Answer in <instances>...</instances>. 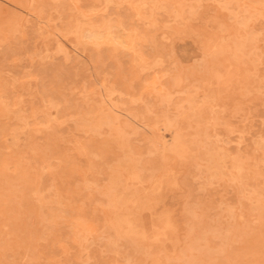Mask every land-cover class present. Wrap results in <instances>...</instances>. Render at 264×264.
<instances>
[{"label": "rangeland", "instance_id": "rangeland-1", "mask_svg": "<svg viewBox=\"0 0 264 264\" xmlns=\"http://www.w3.org/2000/svg\"><path fill=\"white\" fill-rule=\"evenodd\" d=\"M263 1L0 0V264H264Z\"/></svg>", "mask_w": 264, "mask_h": 264}, {"label": "bare ground", "instance_id": "bare-ground-1", "mask_svg": "<svg viewBox=\"0 0 264 264\" xmlns=\"http://www.w3.org/2000/svg\"><path fill=\"white\" fill-rule=\"evenodd\" d=\"M18 1H19V0H18ZM51 1H52V0H51ZM74 1H75V0H74ZM76 1H77V0H76ZM78 1H79V0H78ZM105 1H106V0H105ZM134 1L136 2V0H134ZM223 1H224V0H223ZM235 1H236V0H235ZM239 1H240V0H239ZM3 2H4V1H3ZM56 2H57V1H56ZM130 2H131V1H130ZM149 2H151V0H149ZM138 3H139V1H138ZM153 3H154V2L152 1V5H153ZM226 3H227V2H226ZM249 3H250V2H249ZM259 3L261 4L262 2H259ZM263 3H264V1H263ZM22 4L24 5V3H22ZM75 4H76V2H75ZM131 4H133V3H131ZM136 4H137V3H136ZM236 4H237V3H236ZM243 4H245V3H243ZM246 4H247V2H246ZM250 4H251V3H250ZM250 4H249V6H252V7L256 6V5H253V4L250 5ZM254 4H255V3H254ZM256 4H257V3H256ZM139 5H140V4H139ZM150 5H151V3H150ZM165 5L167 6V4H165ZM222 5H223V4H222ZM229 5H230V4H229ZM258 5H259V4H258ZM258 5H257V6H258ZM163 6H164V5H162V7H163ZM227 6H228V4H227ZM227 6H226V7H227ZM233 6H234V5H233ZM246 6H247V5H246ZM164 7H165V6H164ZM164 7H163V10H164ZM221 7H222V6H221ZM38 8H39V7H38ZM38 8H37V10H38ZM146 8H147V7H146ZM165 8H166V7H165ZM170 8H171V7H170ZM243 8H244V7H243ZM243 8H242V9H243ZM160 9H162V8L160 7L159 10H160ZM171 9H172V8H171ZM247 9H248V7H247ZM250 9H251V7H250ZM140 10H141V9H140ZM149 10H150V9H149ZM149 10H148V11H149ZM163 10H162V11H163ZM224 10H225V9H224ZM236 10H237V9H236ZM236 10H235V11H236ZM240 10H241V9H240ZM261 10H262V9H261ZM261 10H259V11H261ZM142 11H143V10H142ZM150 11H151V10H150ZM154 11H155V10H154ZM164 11H165V10H164ZM169 11H170V10H169ZM241 11H242V10H241ZM244 11H245V13H246V10H244ZM81 12H82V11H81ZM139 12H140V11H139ZM165 12H166V11H165ZM170 12H171V11H170ZM261 12H262V11H261ZM144 13H145V12H144ZM149 13H150V12H149ZM166 13H167V12H166ZM168 13H169V12H168ZM231 13H232V12H231ZM234 13H235V12H234ZM241 13H242V12H241ZM258 13H259V12H258ZM80 14H81V13H80ZM84 14H85V13H84ZM139 14H142V13L140 12ZM169 14H170V13H169ZM229 14H230V13H229ZM236 14H237V13H236ZM236 14H235V15H236ZM239 14H240V13H238V15H239ZM259 14H260V13H259ZM262 14H264V13H262ZM85 15H86V14H85ZM143 15H144V14H143ZM145 15H146V14H145ZM145 15H144V16H145ZM150 15H151V14H150ZM173 15H175V14L173 13ZM254 15H256V14H254ZM260 15H261V14H260ZM75 16H77V15H75ZM78 16H79V15H78ZM147 16H149V15H147ZM181 16H183V15H181ZM230 16H232V14H230ZM242 16H243V15H242ZM256 16H257V15H256ZM81 17H83V16H81ZM233 17H234V14H233ZM257 17H258V16H257ZM257 17H255V18H257ZM234 18H235V17H234ZM255 18H254V19H255ZM83 19H84V18H83ZM241 19H242V18H241ZM249 19H250V17H249ZM251 19L253 20V18H251ZM261 19H262V18H261ZM89 20H90V19H89ZM149 20H150V19H149ZM244 20H245V19H244ZM246 20H248V19L246 18ZM75 21H76V18H75ZM77 21L80 22L79 19H78ZM87 21H88V20H87ZM87 21H85V22H87ZM239 21H240V20H239ZM250 21H251V20H250ZM255 21H256V19H255ZM255 21H254V22H255ZM82 22H84V21H82ZM178 22H179V21H178ZM245 22H246V21H245ZM247 22H248V21H247ZM238 23H240V22H238ZM238 23H237V24H238ZM252 23H253V22H252ZM70 24H71V23H70ZM72 24H73V23H72ZM75 24H76V23H75ZM77 24H78V23H77ZM81 24H83V23H81ZM81 24H78V26L76 25V27L79 28V26H80ZM242 24H244V23L241 22V25H242ZM88 25H89V24H88ZM180 25H181V24H180ZM90 26H91V25H89V27H90ZM92 26H93V23H92ZM92 26H91V27H92ZM238 26H239V24H238ZM67 27H68V26H67ZM74 27H75V26H74ZM81 27H84V26L81 25ZM91 27H90V28H91ZM102 27H103V26H102ZM105 27L107 28L108 26H105ZM241 27H243V28L245 29V25H244V26H241ZM78 28H76V29H78ZM90 28H89V29H90ZM96 28H97V27H96ZM109 28H110V27H109ZM196 28H197V27H196ZM196 28H195V29H196ZM202 28H203V27H202ZM218 28H219V27H218ZM243 28H241V29L244 30ZM72 29H73V28H72ZM76 29H75V30H76ZM82 29H83V28H82ZM97 29H99V28H97ZM63 30H65V29H63ZM95 30H96V29H95ZM102 30H103V29H102ZM102 30H101V31H102ZM106 30H107V29H106ZM106 30H103V31H105V32L107 33ZM108 30H109V29H108ZM198 30H199V28H198ZM198 30H197V31H198ZM245 30H246V29H245ZM68 31H69V30H68ZM71 31H72V30H71ZM76 31H77V30H76ZM76 31H75L74 33H76ZM81 31H84V30H78V32H80V33H81ZM86 31H88V30L86 29ZM92 31H94L93 28H92ZM99 31H100V30H99ZM235 31H236V30H235ZM63 32L65 33V31H63ZM78 32H77V33H78ZM90 32H91V31H90ZM195 32H196V31H195ZM236 32H237V31H236ZM244 32H245V31H244ZM68 33H69V32H67V34H68ZM70 33H71V32H70ZM70 33H69V34H70ZM95 33H96V32H95ZM102 33H103V32H102ZM109 33L111 34V32H109ZM199 33H200V32H199ZM205 33H206V32H205ZM208 33H209V32H208ZM245 33H246V32H245ZM245 33H244V34H245ZM69 34H68V35H69ZM82 34H83V33H82ZM89 34H91V33H89ZM96 34H97V33H96ZM248 34H249V33H248ZM74 35H75V34H74ZM79 35H80V34H79ZM108 35H109V34H108ZM246 35H247V34H246ZM35 36H36V35H35ZM66 36H67V35H66ZM93 36H94V35H93ZM110 36H111V35H110ZM110 36H108V37L110 38ZM235 36H237V35H235ZM248 36H249V35H248ZM248 36H247V37H248ZM91 37H92V36H91ZM106 37H107V35H106ZM111 37H112V36H111ZM205 37H206V35H205ZM207 37H208V36H207ZM253 37H254V36H253ZM255 37H256V36H255ZM93 38L95 39V37H93ZM93 38H92V39H93ZM98 38H100V36H99ZM101 38H102V37H101ZM101 38H100V40L103 41V39H101ZM232 38H233V37H232ZM238 38H239V37H238ZM245 38H246V37H245ZM75 39H76V38H75ZM88 39H89V38H88ZM110 39H111V38H110ZM79 40H80V42H81V40H82V39H81V36H80V39H79ZM83 40H84V39H83ZM83 40H82V42H83ZM104 40H105V38H104ZM236 40H237V37H236ZM89 41H90V39H89ZM110 41H112V40H110ZM222 41H223V40H222ZM241 41H242V40H241ZM255 41H256V40H255ZM82 42H81V43H82ZM86 42H87V41H86ZM90 42H93V40L90 41ZM90 42H88V44H89ZM100 42H101V41H100ZM103 42H104V41H103ZM103 42H102V43H103ZM203 42H204V41H203ZM246 42H247V41H246ZM95 43H98V42H95ZM102 43H101V44H102ZM106 43H108V42H106ZM82 44H83V43H82ZM92 44H93V43H92ZM238 44H239V43H238ZM84 45H85V44H84ZM84 45H83V46H84ZM90 45H91V43H90ZM90 45H89V46H90ZM93 45H94V44H93ZM98 45H100V43H98ZM77 46H78V45H77ZM85 46H86V45H85ZM94 46H95V45H94ZM94 46H92V47H94ZM240 46H241V44H240ZM240 46H239V47H240ZM95 47H96V46H95ZM234 47H235V46H234ZM252 47H253V46H252ZM236 48H237V47H236ZM234 49H235V48H234ZM249 49H250V48H249ZM251 49H252V48H251ZM236 50H237V49H236ZM234 51H235V50H234ZM2 52H3V51H2ZM224 52H225V51H224ZM239 52H240V51H238V53H239ZM233 53H234V52H233ZM235 54H236V52H235ZM239 54H240V53H239ZM255 54H256V52H255ZM240 55H241V54H240ZM256 55H257V54H256ZM236 56H237V55H236ZM241 56H242V55H241ZM251 56L253 57V54H252ZM259 57H260V56H259ZM258 59H259V58H258ZM254 62H255V61H253V63H254ZM132 74H133V73H132ZM232 77H233V76H232ZM239 82H240V81H239ZM0 98H1V97H0ZM1 100H2V99H1ZM1 100H0V101H1ZM1 102H2V101H1ZM2 104H3V103H2ZM3 105H4V104H3ZM1 107H2V106H1ZM25 115H26V114H25ZM114 118H115V117H114ZM145 118H146V117H145ZM107 120H108V119H107ZM107 120H106V121H107ZM92 121H93V120H92ZM94 121H95V120H94ZM98 121L100 122V120H98ZM111 121H112V120H111ZM86 122H87V121H86ZM88 122H89V121H88ZM90 122H91V121H90ZM107 122H108V121H107ZM107 122H106V123H107ZM91 123H93V122H91ZM91 123H90V124H91ZM100 123H101V122H100ZM104 123H105V122H104ZM104 123L102 122L103 125H105ZM108 123H110V122H108ZM108 123H107V124H108ZM90 124H87V126L90 125ZM97 124H98V123H97ZM82 125H86V124L83 123ZM82 125H81V126H82ZM100 125H101V124H100ZM87 126H86V128H88ZM95 126L98 127V125H96V124H95ZM95 126H94L93 131L95 130ZM89 127H90V126H89ZM92 127H93V125H92ZM92 127H91V129H90V128H89V129L92 130ZM86 128H85V129H86ZM83 129H84V128H83ZM96 130H97V128H96ZM96 130H95V131H96ZM88 132H89V130H88ZM98 132H99V131H98ZM98 132H97V133H98ZM21 134H22V133H21ZM94 134H95V132H94ZM177 137H178V136H177ZM179 138H180V136H179ZM181 138H182V137H181ZM181 138H180V139H181ZM183 139H184V138H183ZM27 141H28V139H27ZM204 142H205V141H204ZM106 143H107V142H106ZM120 143H121V142H120ZM174 143H175V142H174ZM124 144H125V143L121 144V145H122V148H123V146L125 147ZM175 144H176V143H175ZM12 145H13V144H12ZM190 145H191V144H190ZM77 146L79 147V145H77ZM83 146H84V145H83ZM102 146H103V144H102ZM104 146H105V145H104ZM106 147H107V146H106ZM117 147H118V146H117ZM120 147H121V146H120ZM126 147H127V145H126ZM172 147H173V146H172ZM76 148H77V147H76ZM81 148H83V147H81ZM83 149H86V148H83ZM119 149H120V148H119ZM126 149H127V148H126ZM128 149H129V148H128ZM75 150H76V149H75ZM78 150H79V151H78ZM103 150H104V149H103ZM105 150H106V148H105ZM77 151L80 152V153L82 152V151H81L80 149H78V148H77ZM97 151H99V150H97ZM106 151H107V150H106ZM129 151H130V150H129ZM168 151H169V150H168ZM107 152H108V151H107ZM131 152H132V151H131ZM171 152H172V151H171ZM82 153H83V152H82ZM87 153H88V152H87ZM90 153H91V151H89V154H90ZM99 153H101V151H100ZM92 154H95V153H91V155H92ZM121 154H122V153H121ZM131 154H132V153H131ZM80 155H81V154H80ZM80 155H79V156H80ZM83 155H84V154H83ZM97 155H98V154H97ZM97 155H95V156H97ZM122 155H123V154H122ZM63 156H64V155H63ZM100 156H101V155H100ZM116 156H117V155H116ZM177 156H178V155H177ZM67 157H68V156H67ZM92 157H93V156H92ZM98 157H99V156H98ZM122 157H123V156H122ZM158 157H159V156H158ZM63 158H64V157H63ZM85 158H87V155H86ZM119 158H120V159L118 160V165L120 164V167H121V165L124 166V165H123L124 163H123V161H122L123 159H121V156H120ZM124 158H125V159H128V158H126V157H124ZM132 158H133V157H132ZM3 159H4V158H3ZM6 159H7V158H6ZM68 159H69V157H68ZM68 159H67V161H68ZM93 159H94V158H93ZM99 159H100V158H99ZM1 160H2V159H1ZM10 160H11V158H10ZM16 160H17V159H16ZM64 160H65V159H63V162H66V160H65V161H64ZM129 160H132V159H129ZM134 160L136 161V159H134ZM157 160H158V159H157ZM241 160H242V159H241ZM254 160H255V159H254ZM3 161H4V160H3ZM8 161H9V160H8ZM72 161H73V160H72ZM87 161H89V160H87ZM90 161H91V160H90ZM119 161H122L121 163H123V164L119 163ZM124 161H125V160H124ZM135 161H134V162H135ZM242 161H243V160H242ZM259 161H260V160H259ZM5 162H6V161H5ZM73 162H75V161H73ZM113 162H114V160H113ZM127 162H128V161H127ZM136 162H137V161H136ZM231 162H232V161H231ZM261 162H262V161H261ZM1 163H2V161H1ZM6 163H8V162H6ZM9 163H11V161H10ZM13 163H14V162H13ZM17 163H19V162H17ZM66 163L68 164V163H70V162H66ZM75 163H76V162H75ZM106 163H107V162H106ZM125 163H126V161H125ZM132 163H133V162H132ZM162 163H163V161H162ZM214 163H215V165H214ZM214 163H213L214 166L211 165V166H213V168H215L217 162H214ZM4 164H5V163H4ZM64 164H65V163H64ZM70 164H71V163H70ZM72 164H73V163H72ZM86 164H87V163H86ZM103 164H104V163H103ZM115 164H117V162H116ZM129 164H130V163H129ZM134 164H136V163H134ZM134 164H133V166H134ZM257 164H258V163H257ZM10 165H11V164H9V166H10ZM14 165L17 167V164H14ZM68 165H69V164H68ZM75 165H76V164H75ZM95 165H96V164H95ZM130 165H132V164H130ZM130 165H129V166H130ZM136 165H137V164H136ZM220 165H221V164H220ZM7 166H8V164H7ZM9 166H8V167H9ZM18 166H20V164H18ZM49 166H50V164H49ZM70 166H71V165H70ZM102 166H103V165H102ZM108 166H110V165H108ZM125 166H126V165H125ZM144 166H145V165H144ZM209 166H210V165L208 164V169H209ZM211 166H210V167H211ZM3 167H4V165H2V168H3ZM8 167H7V170H6V171L10 170V169H8ZM21 167H22V166H21ZM71 167H73V166H71ZM75 167H78V166H75ZM79 167H80V166H79ZM79 167H78V168H79ZM92 167H93V166H92ZM97 167H98V166H97ZM118 167H119V166H118ZM127 167H128V164H127ZM127 167H125L124 169L126 170ZM131 167H132V166H131ZM231 167H232V166H231ZM2 168H0V169L3 170ZM12 168H13V167H12ZM18 168H19V167H18ZM46 168H47V167H46ZM48 168H49V167H48ZM85 168L87 169L88 167L86 166ZM85 168H84V169H85ZM133 168H134V167H133ZM135 168H136V167H135ZM135 168H134V169H135ZM160 168H161V166H160ZM254 168H255V167H254ZM19 169H20V170H25V169H21V168H19ZM68 169H69V168H68ZM73 169H74V167H73ZM79 169L81 170V169H83V168H79ZM95 169H96V168H95ZM100 169H101V168H100ZM110 169H111V168H110ZM110 169H109V170H110ZM112 169H113V168H112ZM114 169H115V168H114ZM120 169H121L122 171L124 170V169H122V168H120ZM131 169H132V168H130V169L128 168V169H127L128 172H129ZM134 169H132V170H134ZM215 169H216V168H215ZM17 170H18V169H17ZM90 170H92V169H90ZM96 170H97V169H96ZM140 170H141V169H140ZM142 170H143V169H142ZM216 170H217V169H216ZM219 170H220V169H219ZM235 170H236V168H235ZM235 170H234V171H235ZM4 171H5V170H4ZM12 171H13V170H12ZM14 171H15V170H14ZM25 171H26V170H25ZM25 171H24V172H25ZM77 171H78V170H77ZM93 171H94V169L92 170V172H93ZM110 171H111V170H110ZM134 171H135V170H134ZM134 171H132V172H134ZM155 171H156V170H155ZM210 171H211V169H210ZM217 171H218V170H217ZM220 171H221V170H220ZM220 171H219V172H220ZM237 171H238V170H237ZM71 172H72V171H71ZM94 172H95V171H94ZM116 172H117V171H116ZM130 172H131V171H130ZM138 172H139V170H138ZM153 172H154V171H153ZM238 172H239V171H238ZM16 173H18V172H16ZM16 173H15V174H16ZM25 173H26V172H25ZM68 173H69V172H68ZM72 173H73V172H72ZM81 173H83V172H81ZM121 173H122V172H121ZM150 173H151V172H150ZM242 173H243V172H242ZM12 174H13V173H12ZM15 174H13V178L16 177ZM63 174H64V172H63ZM89 174H91V173H89ZM116 174H117V173H116ZM116 174H115V175H116ZM123 174H124V172H123ZM126 174H128V173H126ZM214 174H215V173H214ZM243 174H244V173H243ZM261 174H262V172H261ZM17 175H19V174H17ZM20 175H22V173H21ZM20 175L17 176V177L20 178ZM66 175H67V174H66ZM69 175H70V174H69ZM82 175H83V174H82ZM113 175H114V174H113ZM217 175H218V174H217ZM238 175H239V174H238ZM0 176H1V175H0ZM22 176H23V175H22ZM24 176H25V175H24ZM34 176H35V175H34ZM62 176H63V175H62ZM71 176H72V174H71ZM118 176H119L118 178L121 177L120 174H118ZM135 176L137 177V175H135ZM135 176H134V177H135ZM214 176H215V175H214ZM230 176H231V175H230ZM243 176H244V175H243ZM4 177L6 178V176H4ZM63 177H64V176H63ZM109 177H110V176H109ZM109 177H108V178H109ZM125 177H126V176H125ZM235 177H236V176H235ZM1 178H2V177H1ZM1 178H0V179H1ZM7 178H8V177H7ZM23 178H24V177H23ZM26 178H29V177L27 176V177H25V179H26ZM64 178H69V176H68V177L66 176V177H64ZM82 178H83V177H82ZM138 178H139V177H137V179H138ZM241 178H242V177H241ZM15 179L18 180L17 178H15ZM111 179H112V178H111ZM113 179H114V178H113ZM121 179H122V178H121ZM139 179H140V178H139ZM139 179H138V180H139ZM231 179H232V177H231ZM231 179H230V180H231ZM253 179H254V178H253ZM21 180H22V178H21ZM23 180H24V179H23ZM28 180H30V179H28ZM28 180H27V181H28ZM31 180H32V178H31ZM33 180H35V179H33ZM108 180H109V179H108ZM115 180L117 181L116 176H115ZM240 180H242V179H240ZM246 180H247V179H246ZM111 181H112V180H111ZM111 181H110V182L108 181V183L110 184ZM231 181H232V180H231ZM233 181H234V180H233ZM8 182H10V181L8 180ZM24 182H25V181H24ZM30 182H31V181H30ZM35 182H37V180H36ZM117 182H118V181H117ZM246 182H247V181H246ZM255 182H256V180H255ZM257 182H258V181H257ZM0 183H1V185H2L3 182H0ZM81 183H83V182H81ZM114 183L116 184L115 181H114ZM119 183H120V182H119ZM119 183H118V184H119ZM237 183H238V182H237ZM240 183H241V182H240ZM263 183H264V182H263ZM26 184H28V183H26ZM29 184H31V183H29ZM32 184H33V183H32ZM109 184H108V185H109ZM136 184H137V183H136ZM35 185H36V184H35ZM35 185H34V186H35ZM82 185H83V184H82ZM87 185H88V184H87ZM111 185H112V188H114L113 184H111ZM111 185H109V189H110ZM122 185H123V184H122ZM126 185H127V184H126ZM253 185H254V184H253ZM5 186H6V184H5ZM5 186H3V187H5ZM28 186H30V185H28ZM37 186H38V185H37ZM105 186H106V185H105ZM115 186H117V185H115ZM120 186H121V185H120ZM123 186H125V185H123ZM127 186H128V185H127ZM127 186H126V187H127ZM245 186H247V185H245ZM261 186H262V185H261ZM6 187H7V186H6ZM32 187H33V186H32ZM83 187H84V186H83ZM83 187H82V188H83ZM85 187H87V186H85ZM103 187H104V186H103ZM263 187H264V186H263ZM9 188H11V187H9ZM24 188H26V187H24ZM35 188H36V187H35ZM66 188H67V187H66ZM119 188L122 189V186L119 187ZM245 188H246V187H245ZM245 188H244V189H245ZM0 189H1V187H0ZM2 189H3V188H2ZM2 189H1V190H2ZM20 189H22V188H20ZM20 189H19V190H20ZM64 189H65V188H64ZM74 189H75V188H74ZM84 189H86V188H84ZM96 189H97V188H96ZM102 189H103V188H102ZM105 189H106V187H105ZM105 189H104V190H105ZM109 189H106V192H107V190H108V193H109ZM123 189H124V188H123ZM127 189H128V188H127ZM238 189H239V188H238ZM257 189H258V188H257ZM3 190H4V189H3ZM3 190L1 191L2 193H3ZM13 190H14V189H13ZM22 190H24V189H22ZM29 190H31V189H29ZM67 190H68V189H67ZM76 190H78V191H76V192H79V188H76ZM98 190H100V188H98ZM258 190H259V189H258ZM4 191H5V190H4ZM17 191H18V190H17ZM27 191H28V190H27ZM34 191H35V193H38V192H36V190H34ZM37 191H38V189H37ZM110 191H112V190L110 189ZM259 191H260V190H259ZM261 191H262V190H261ZM6 192H10V191H8V187H7V191H5V193H6ZM12 192H14V191H12ZM31 192H32V191H31ZM57 192H58V191H57ZM57 192H56V193H57ZM68 192H70V187H69ZM68 192H66V194H69ZM71 192H75V191H71ZM96 192H97V191H96ZM99 192H101V191H99ZM99 192H98V193H99ZM2 193H1V196H2ZM10 193H11V192H10ZM28 193H29V191H28ZM28 193H27V195H28ZM56 193H55V194H56ZM59 193H60V191H59ZM59 193H58V194H59ZM64 193H65V192H64ZM111 193H112V192H111ZM114 193H115V192H114ZM117 193H118V192H116L115 194H117ZM122 193H123V192H122ZM122 193L120 192V194H122ZM128 193H129V192H128ZM244 193H245V191H244ZM6 194H8V193H6ZM12 194H13V196H14V198H15L16 195H14V193H12ZM12 194H11V196H12ZM33 194H34V192H33ZM71 194H72V193H71ZM71 194H70V195H71ZM75 194H76V193H75ZM104 194H105V196H103V197H105V198H107V199L110 198V197L112 196V195H111L110 197H106V193H104ZM247 194H249V192H247ZM254 194H255V193H254ZM4 195H5V194H4ZM4 195H3V196H4ZM27 195H26V198L29 196V195H28V196H27ZM31 195H32V193H31ZM59 195H60V194H59ZM70 195H69V197H70ZM73 195H74V194H73ZM101 195H102V193H101ZM108 195H109V194H108ZM242 195H243V194H242ZM259 195H260V194H259ZM3 196H2V197H3ZM37 196H38V195H37ZM55 196H57V194H56ZM74 196H75V195H74ZM115 196L119 197V195H114V197H115ZM120 196H121V195H120ZM123 196H124V194H123ZM123 196H121V198H122ZM240 196H241V195H240ZM245 196H246V195H245ZM20 197L22 198V195H20ZM35 197H36V196H35ZM39 197H40V196H39ZM66 197H67V196H66ZM71 197H72V196H71ZM126 197H127V196H126ZM260 197H262V196H260ZM4 198H5V197H4ZM23 198H24V196H23ZM26 198H24V199H26ZM33 198H34V197H33ZM40 198H41V197H40ZM63 198H64V197H63ZM121 198H120V199H121ZM17 199L19 200V198H17ZM34 199H35V198H34ZM61 199H62V198H61ZM110 199H111V201H112L113 198H110ZM114 199H115V198H114ZM120 199H119V200H120ZM122 199H124V197H123ZM125 199H126V198H125ZM8 200H9V199H8ZM13 200H14V199H13ZM15 200H16V199H15ZM15 200H14V201H15ZM40 200H41V199H40ZM56 200H59V199H56ZM116 200H117V198H116ZM116 200H115V202H116ZM11 201H12V199H11ZM20 201H21V200H20ZM26 201H27V200H26ZM41 201L43 202V200H41ZM54 201H55V200H54ZM60 201H61V200H60ZM68 201H69V200H68ZM70 201H71V198H70ZM111 201H110V202H111ZM123 201H124V200H123ZM123 201H122V202H123ZM8 202H9V201H8ZM8 202H7V203H8ZM15 202H16V201H15ZM17 202H18V201H17ZM21 202H22V203H21ZM21 202H20V203L23 204V202H25V201L22 200ZM33 202H35V200H33ZM42 202H41V203L39 202V204H40V205H41V204H44V203H42ZM107 202H109V199L107 200ZM110 202H109V203H110ZM9 203H11V202H9ZM59 203H61V202H58V204H59ZM65 203H66V201H65ZM109 203H107V204H109ZM112 203H113V201H112ZM120 203H121V202H120ZM120 203H119V204H120ZM13 204H14V203H13ZM16 204H18V203H16ZM37 204H38V202H37ZM56 204H57V201H56ZM61 204H62V203H61ZM66 204H67V203H66ZM110 204H111V203H110ZM252 204H253V203H252ZM254 204H255V203H254ZM254 204H253V205H254ZM8 205H9V204H8ZM8 205H7V206H8ZM10 205H12V203H11ZM29 205H30V204H29ZM40 205H39V206H40ZM67 205H70V204L68 203ZM105 205H106V204H105ZM114 205H115V204H114ZM16 206H17V205H16ZM18 206H19V205H18ZM18 206H17V208L19 209ZM20 206H22V205H20ZM32 206H33V207H38V206H36V205L34 206V204H33ZM41 206H42V205H41ZM55 206H56V205H55ZM58 206H59V205H58ZM111 206H112V205H111ZM111 206L109 205V207H111ZM119 206H120V205H119ZM262 206H264V205H262ZM10 207H11V206H10ZM42 207H43V206H42ZM66 207H67V206H66ZM105 207H106V206H105ZM246 207H247V206H246ZM0 208H1V207H0ZM2 208H4V207H2ZM2 208H1V209H2ZM5 208H7V207H5ZM40 208H41V207H39V209H40ZM51 208H52V207H50V209H51ZM1 209H0V210H1ZM8 209H9V208H8ZM18 209H17V211H18ZM50 209H49V210H50ZM59 209H60V207L58 208V211L60 212ZM103 209H104V206H103ZM106 209H107V208H106ZM251 209H252V208H251ZM251 209H250V210H251ZM4 210H5V209H4ZM36 210H38V209H36ZM41 210H42V209H41ZM49 210H48V211H49ZM52 210H53V209H52ZM52 210H51V211H52ZM55 210H56V209H55ZM1 211H3V210H1ZM5 211H6V210H5ZM10 211H11V210H10ZM51 211H50V213H53L52 215H57V212H55V213H56V214H55L53 211H52V212H51ZM254 211H255V210H254ZM12 212H14L13 209H12ZM59 212H58V213H59ZM246 212H247V211H246ZM251 212H252V211H251ZM7 213H10V212H7ZM33 213H35V212H33ZM36 213L38 214V211H37ZM147 213H148V212H147ZM2 214H3V213H2ZM2 214H0V215H2ZM4 214H5V213H4ZM18 214H19V211H18ZM28 214L31 215L32 213H31V214L28 213ZM37 214H36V215H37ZM43 214H44V212H43ZM43 214H42V215H43ZM241 214H242V213H241ZM246 214H247V213H246ZM7 215H9V214H7ZM7 215H5L6 220H8L9 217H10V216H7ZM12 215L14 216L15 214L12 213ZM32 215H33V214H32ZM45 215H46V213H45ZM58 215H59V214H58ZM61 215H62V214H61ZM2 216H3V215H2ZM15 216H17V215H15ZM34 216H35V215H34ZM37 216H38V215H37ZM37 216H36V217H37ZM39 216H41V214H40ZM47 216H49V219H51V218L54 219V218H55V217L53 218V216L50 217V215H48V214H47ZM47 216H46V217H47ZM5 217H4V219H3L4 223H5ZM18 217H20V216H18ZM57 217H58V216H57ZM191 217H192V216H191ZM242 217H243V215H242ZM20 218H21V217H20ZM20 218H19V219H20ZM37 218H38V217H37ZM40 218H41V217H40ZM40 218H38V219H40ZM60 218H62V217H59L58 219H60ZM261 218H264V217H261ZM12 219H13V218H12ZM12 219H11V220H12ZM14 219H15V218H14ZM43 219H44V218H41V220H43ZM47 219H48V218H47ZM56 219H57V218H55V220H56ZM58 219H57V220H58ZM158 219H159V218H158ZM11 220H10V221H11ZM55 220H54V221H55ZM80 220H81V218H80ZM84 220H85V219H84ZM103 220H104V219H103ZM249 220H250V219H249ZM254 220H255V219H253V221H254ZM263 220H264V219H263ZM263 220H262V221H263ZM8 221H9V220H8ZM39 221H40V220H39ZM66 221H67V220H66ZM86 221H87V220H86ZM88 221H89V220H88ZM90 221H91V220H90ZM247 221H248V220H247ZM250 221H251V220H250ZM250 221H248V222L250 223ZM14 222H15V221H14ZM17 222H18V221H17ZM21 222H22V221H21ZM44 222H45V220L43 221V223H44ZM52 222H53V221H52ZM192 222H193V221H192ZM7 223H8V222H7ZM7 223H6V224H7ZM37 223H38V222H37ZM47 223H48V222H47ZM47 223H46V226H47ZM50 223H51V221L49 222V224H50ZM80 223H81V222H80ZM86 223H87V222H86ZM89 223L91 224L92 222H89ZM104 223H105V222H104ZM189 223H190V222H189ZM196 223H197V222H196ZM1 224H2V222L0 223V226H1ZM8 224H9V223H8ZM11 224H12V222H10L9 225H11ZM21 224H22V223H21ZM23 224H24V223H23ZM49 224H48V226H49ZM82 224H83V223H82ZM93 224H94V223H93ZM3 225H4V224H2V226H3ZM13 225H14V224H12V226H13ZM18 225H19V224H18ZM18 225H17V227H18ZM39 225H40V223H39ZM53 225H54V224H53ZM83 225H84V224H83ZM188 225H189V224H188ZM195 225H196V224H195ZM230 225H231V223H230ZM230 225H228V226L230 227ZM263 225H264V223H263ZM263 225L261 224V227H262V228H263ZM4 226H5V225H4ZM19 226H21V225H19ZM42 226H43V225H42ZM127 226H128V225H127ZM6 227H7V225L5 226V228H6ZM15 227H16V226H15ZM30 227H31V226H30ZM36 227H37V226H36ZM104 227H105V226H104ZM104 227H103V228H104ZM106 227H107V226H106ZM232 227H233V225H232ZM261 227L259 226V228H261ZM0 228H1V227H0ZM24 228H25V227H24ZM39 228H40V227H39ZM41 228H43V227H41ZM53 228H54V227L51 228V226H50V229H53ZM69 228H70V227H69ZM2 229H3V228L0 229L1 232L4 231V230L2 231ZM6 229L8 230V229H10V228H6ZM14 229H15V228H14ZM25 229H26V228H25ZM44 229H45V228H43V230H44ZM47 229H49V228H47ZM47 229H46V230H47ZM50 229H49V230H50ZM90 229H91V227H90ZM172 229H173V228H172ZM202 229H203V228H202ZM205 229H206V228H205ZM7 230H6V231H7ZM36 230H37V229H35V231H36ZM39 230H40V229H39ZM71 230H73V229H71ZM92 230H93V228H92ZM206 230H207V229H206ZM228 230H229V229H228ZM228 230H226V232H224V233L227 234V231H228ZM6 231H4V232H6ZM23 231H24V230H23ZM40 231H41V230H40ZM50 231H51V230H50ZM82 231H83V230H82ZM10 232H13V230H12V231H11V230L9 231V234L12 235ZM24 232H25V233H21V234H23V235L26 234V230H25ZM44 232H45V231H44ZM78 232H79V231H78ZM210 232H212V231H210ZM247 232H248V231H247ZM6 233H7V232H6ZM13 233H14V232H13ZM17 233H18V228H17ZM27 233H28V232H27ZM29 233H30V232H29ZM34 233H35V232H34ZM34 233H31V234H33V235L35 236L36 234H34ZM36 233H37V232H36ZM38 233H41V232H38ZM42 233H43V232H42ZM47 233H48V232L46 231V234H47ZM73 233H75V231H73ZM73 233H72V234H73ZM208 233H209V232H208ZM214 233H215V232H214ZM252 233H254V232H252ZM259 233H260V232H259ZM259 233H258V234H259ZM3 234H4V233H3ZM9 234H8V237L10 236ZM18 234H19V233H18ZM43 234H44V233H43ZM72 234H71V235H72ZM76 234H77V233H76ZM254 234H255V233H254ZM258 234H257V236H258ZM4 235H5V234H4ZM6 235H7V234H6ZM29 235H30V234H29ZM47 235H48V234H47ZM49 235H50V233H49ZM79 235H80V234H79ZM85 235H88V234L85 233ZM223 235H224V234H223ZM251 235H252V234H251ZM251 235H250V236H251ZM0 236H1V235H0ZM2 236H3V235H2ZM34 236H33V237H34ZM38 236H39V235H38ZM38 236H37V237H38ZM40 236H41V235H40ZM42 236H46V235L44 234V235H42ZM53 236H54V235H53ZM72 236H73V235H72ZM162 236H163V235H162ZM216 236H217V235H216ZM260 236H261V235H260ZM31 237H32V236H31ZM50 237H51V235H50ZM74 237H75V236H74ZM77 237H78V236H77ZM5 238H6V237H5ZM38 238H39V237H38ZM40 238H41V237H40ZM40 238H39V239H40ZM42 238H43V237H42ZM46 238H47V237H46ZM51 238H52V237H51ZM54 238H55V237H54ZM71 238H73V237H71ZM114 238H115V237H114ZM114 238H113V240H115ZM195 238H196V237H195ZM235 238H236V237H235ZM243 238H244V237H243ZM261 238L263 239V242H264V237H261ZM8 239H9V238H8ZM18 239H20V237H19ZM36 239H37V238H36ZM36 239H35V242H36ZM43 239H45V238H43ZM52 239H53V238H52ZM52 239H51V240H52ZM76 239H77V238H76ZM79 239H80V237H79ZM262 239H261V240H262ZM4 240H6V239H4ZM26 240H27V239H26ZM33 240H34V239H33ZM51 240H50V241H51ZM56 240H57V239H56ZM123 240H124V239H123ZM222 240H223V239H222ZM243 240H244V239H243ZM11 241H14V239H13V240H10V244H8L9 249H10ZM53 241H55V240H53ZM246 241H247V240H246ZM248 241H249V239H248ZM250 241H252V239H251ZM15 242H17V241H15ZM19 242H21V241L19 240ZM56 242H58V241H56ZM224 242H225V241H224ZM228 242H229V241H228ZM243 242H244V241H243ZM263 242H262L261 245H263ZM6 243H7V242H6ZM8 243H9V242H8ZM17 243H18V242H17ZM21 243H22V242H21ZM23 243H24V242H23ZM28 243H29V242H28ZM50 243H51V242H50ZM53 243H54V242H52V245H53ZM249 243H251V242H249ZM249 243H248V244H249ZM254 243H256V242H254ZM258 243H259V242H258ZM258 243H257V244H258ZM12 244H13V243H12ZM14 244H15V243H14ZM14 244H13V245H14ZM221 244H222V243H221ZM244 244H245V243H244ZM23 245H24V244H23ZM52 245H51V246H52ZM78 245H79V244H78ZM117 245H118V244H117ZM208 245H209V244H208ZM255 245H256V244H255ZM261 245H260V246H261ZM20 246H21V245H20ZM26 246H29V245H26ZM84 246H86V245H84ZM114 246H115V245H114ZM252 246H253V245H252ZM15 247H16V246H15ZM15 247H14V249H15ZM17 247H19V246L17 245ZM6 248H8V247L6 246ZM23 248H25V246H24V247L22 246V249H23ZM130 248H131V247H130ZM190 248H191V247H190ZM253 248H254V247H253ZM260 248H261V247H260ZM11 249H12V247H11ZM22 249H21V250H22ZM26 249H27V248H26ZM23 250H24V249H23ZM31 250H33V249H31ZM132 250H133V249H132ZM250 250H252V249H250ZM253 250H254V249H253ZM18 251H19V249H18ZM18 251H17V252H18ZM134 251H135V250H134ZM155 251H156V250H155ZM237 251H238V250H237ZM248 251H249V250H248ZM259 251H260V249H259ZM32 252H34V250H33ZM136 252H137V250H136ZM141 252H142V251H141ZM211 252H212V251H211ZM215 252H216V250H215ZM219 252H220V249H219ZM219 252H218V253H219ZM224 252H225V251H224ZM229 252H230V251H229ZM234 252H236V251H234ZM263 252H264V251H263ZM133 253H134V252H133ZM142 253H143V252H142ZM230 253H231V252H230ZM230 253H229V254H230ZM248 253H249V252H248ZM251 253H252V252H251ZM251 253H250V254H251ZM259 253H260V252H259ZM49 254H50V253H49ZM138 254H139V253H138ZM138 254H137V255H138ZM150 254H151V253H150ZM153 254H154V253H153ZM211 254H212V253H211ZM211 254H208V256H211ZM219 254H220V253H219ZM219 254H218V255H219ZM33 255H34V253H33ZM35 255H36V254H35ZM50 255H51V254H50ZM156 255H157V254H155V256H156ZM213 255H214V254H213ZM224 255H225V254H224ZM227 255H228V254H227ZM235 255H236V254H234L233 257H234ZM262 255H263V253H262ZM125 256H126V255H125ZM219 256H220V255H219ZM236 256L238 257V255H236ZM240 256H241V255H240ZM32 257H33V256H32ZM32 257H31V258H32ZM34 257H35V256H34ZM145 257H146V256H145ZM185 257H186V256H185ZM261 257H262V256H261ZM216 258H217V257H216ZM226 258H227V257H226ZM229 258H230V257H228V259H229ZM249 259H250V258H249ZM32 260H35V258H34V259L32 258ZM32 260H31V261H32ZM124 260H126V259L124 258ZM124 260H123V261H124ZM230 260H231V259H230ZM250 260H252V259H250ZM263 260H264V259H263ZM138 261H139V260H138ZM215 261H216V259H215ZM215 261H214V262H215ZM217 261H218V260H217ZM217 261H216V262H217ZM224 261H225V260H224ZM248 261H249V260H248ZM248 261H247V262H248ZM255 261H256V260H255ZM124 262H126V261H124ZM143 262H144V261H143ZM171 262H173V260H172ZM171 262H170V263H171ZM186 262H187V260H186ZM231 262H232V260H231ZM236 262H237V260L234 261V263H236ZM256 262H257V261H256ZM256 262H255V263H256ZM117 263H118V262H117ZM170 263H169V264H170ZM137 264H138V263H137ZM162 264H163V263H162ZM195 264H196V263H195ZM197 264H198V263H197ZM217 264H218V263H217ZM219 264H220V263H219ZM227 264H228V263H227ZM237 264H238V262H237ZM244 264H245V263H244ZM249 264H250V263H249ZM257 264H258V263H257Z\"/></svg>", "mask_w": 264, "mask_h": 264}]
</instances>
